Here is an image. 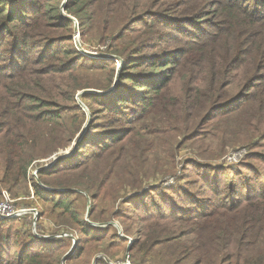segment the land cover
<instances>
[{
	"label": "trees",
	"instance_id": "1",
	"mask_svg": "<svg viewBox=\"0 0 264 264\" xmlns=\"http://www.w3.org/2000/svg\"><path fill=\"white\" fill-rule=\"evenodd\" d=\"M171 1L117 0L115 10L119 6L128 14L137 10L133 21L157 11L179 17L182 24L168 40L180 43L178 50L162 59L158 57L167 48L160 53L141 51L144 43L159 37L160 22L154 18L139 28L126 24L116 39L122 45L115 41L114 49L125 64L112 90L115 69L108 74L107 83L95 85L89 75L102 69L67 45L73 41V21L61 13L60 6L47 4L27 11L17 10L16 0H0V195L3 190L14 196L23 189L29 193L27 180L33 163L74 144L85 128L87 117L77 103L78 93L87 88L106 89L102 95H81L91 121L72 159L57 166L64 160L60 158L55 167L40 168L39 183L34 184L40 215L66 227V232L42 239L56 246L29 250L27 255L24 250L10 260L12 247L38 237H26L15 225L18 218L0 220V251L5 244L9 247L3 254L7 260L0 255V264H61L73 245L70 234L77 239L73 247L77 253L67 259L75 264H90L97 251L106 252L124 242L116 226L96 218L95 201L106 199L104 189L113 187L108 173L116 161L123 165L133 158L126 149L130 144L136 161L142 157L141 162L148 160L145 151L153 149L149 145L165 135L184 136L182 144L194 145L201 152L209 150L210 158L236 145H252L253 150L264 147L258 142L264 135V0H215L207 2L206 8V0H178L177 11L170 10ZM81 4L82 0L68 3L66 10L79 17ZM106 14L115 15L112 9ZM79 21L84 27L83 19ZM202 21L207 26L189 28L188 35L185 33L186 25L193 27ZM153 54L156 58L149 60ZM143 65L149 67L140 70ZM187 129L194 133L185 136ZM200 129L206 132H198ZM121 152L123 157H119ZM110 156L115 158L109 171L100 177V172L88 173L86 164ZM189 162L192 166L185 175L195 174V184L200 182L199 189L208 187L210 193L196 198L194 183L188 180L177 187L189 191L187 206L180 204L179 210L168 206L169 214L142 218L139 238L127 250L131 264H264L263 174L255 172V184L250 183V173L238 182L226 175L229 167ZM217 170L218 176H214ZM129 174L135 178L136 170ZM82 188L90 200L82 196L83 209L78 204L83 201L79 196ZM139 194L133 193L124 202L125 210L131 211V201ZM189 205L190 212H184ZM147 209L151 212L146 208V214ZM101 222L102 226L97 225ZM108 257H97L95 264H111L113 257Z\"/></svg>",
	"mask_w": 264,
	"mask_h": 264
},
{
	"label": "rangeland",
	"instance_id": "2",
	"mask_svg": "<svg viewBox=\"0 0 264 264\" xmlns=\"http://www.w3.org/2000/svg\"><path fill=\"white\" fill-rule=\"evenodd\" d=\"M76 1L77 0H16L14 6H16L17 10L23 8L27 11L37 9L47 4H50L51 6H60L61 13L73 21V41L67 42V45L76 48L80 55H82L85 60H87V63L92 65L95 64L102 69L100 70L101 72L90 73L89 75L90 79H93L92 82L95 85H100L102 82L107 83L108 74L113 70V68L116 72L113 85L116 82L117 74L119 73L120 75V71L122 66L125 64V60L122 57L114 54V49L117 35L126 26V24L130 27L139 28L145 21L153 20L154 18L160 22L158 23L160 29L159 37L155 38V40L152 42L144 43L143 47L141 48L142 53L145 51L144 49L151 51V53H160V49L164 50V48H167L168 52L158 57V59H162L163 57L169 56L170 54L174 55V53H176L178 50L180 43L176 41L170 42L168 40L176 35V33L173 35V32L181 28L182 22L179 17L173 18L172 15H160L159 12L156 13L157 11H154L156 14L154 16H142L139 17L137 21H133L135 20L133 16L137 14V10H135L134 13L129 14L127 11L120 8V6L117 10H115L117 8V0H106L105 2H99V0H82V2H84V4H81L82 13L79 15V17H77L66 10L68 3H75ZM209 1L214 2L215 0H206V5H204V8L207 7V2ZM178 2V0L169 2V8L171 11H177L175 7ZM111 9L115 14L114 16L106 14V12ZM138 16L140 15H137V17ZM117 17L118 19H116ZM80 18L83 19V25H85L84 27L79 21ZM201 20L205 19L202 18ZM206 22L207 21L196 23L193 27L186 25L185 33L188 35V32L190 31L187 30H189V28L190 30H193L194 27L199 28L207 26ZM116 42L122 45L123 41L117 40ZM161 42L170 43L168 45H161ZM155 56L156 55L153 54L149 60L156 58ZM148 67L149 65H143V67H140V70ZM176 88L180 89V85H176ZM87 90L91 91L85 92ZM93 90L105 93L106 89L87 88L80 91L76 97L79 107L82 108V110L86 113L87 119L83 125L84 127H86V125H88L91 121V112L87 104L81 98V95L84 93L91 95L104 94L96 93ZM94 107L98 106L94 105ZM198 132L205 133L206 130L200 129ZM192 133H194L193 129H187L184 134L185 136H190ZM154 138L155 137H152L153 140ZM183 138L184 136L181 135H165L161 140L158 138L155 139L153 146L149 145V148L153 149L145 151L144 158L148 159L147 162H141L142 157H138L139 159L136 161L134 157L136 152L134 148L132 149V144L129 145L131 148L126 147V149L131 152V156H133V158H131L130 162L124 161L123 165H119L121 162L116 161V165L112 169L113 171L108 173L113 187L104 189V191L108 193L106 194V199L101 198L95 201L96 218L99 221L106 220L105 222L112 223L114 226H116L120 231L118 234H121V236L125 238V241H119L120 244L112 246L109 251H97V255L95 254L96 257L94 258V255L92 257V260L94 259L93 264L96 263L97 257L100 256H103L104 258H109L108 256L113 257L112 261L110 262L111 264H127V260L130 261V253L128 254L127 250H129V248L132 247L135 244V241L139 238V234L137 232L138 227L141 226V222H143L142 218H147L149 215L153 216L155 213L169 214L171 212L170 208H165L168 206H172L173 208H176L177 206V210L187 206V201L190 199V194L188 193L189 191L185 192L182 189H178L177 187L179 185H186L185 182L189 180L188 182L194 183V189L196 190L194 192L196 198L200 194L203 196H208L210 189L208 187L205 189H199L200 182L195 184V181L197 180V176L195 174H188V177L185 175L188 166H192V163L189 161L209 163L218 168L229 167L230 169L227 170L226 175L229 176L231 180H237L238 182H241V179H245V177H247L250 173L252 176L250 183L255 184V180L258 178L257 173L255 172H258V175L262 173L263 176L260 177L264 180V147L253 150L252 145H236L232 148H228L223 155L221 154L218 157L210 158L208 156L209 150L206 152H201L194 145H190L188 143L182 144ZM258 142H263L261 144H264V135L259 138ZM73 145L74 144H71L67 148L61 149L49 157L39 159L33 163L29 169L27 180L29 193H27V190L25 191L23 189L18 196H14L7 190L2 191L0 195V202L5 199V195L9 196V198L13 200V204L17 209H21L22 211H26V213H28L22 217H19L18 223L15 225L20 227V229L26 233V237H28V235H31L32 238L34 236L38 237V240H35L29 244L12 247L10 249V260L17 258L19 254L24 252V250H27L24 252V254L27 255L30 252L29 250L36 251L46 246L47 248L54 247L57 245L56 243H48L42 239H54L55 237H60L61 232H66V227H59L54 222H52L48 216L44 215L43 217L40 215L41 206L36 200L34 194V184L39 183L38 170L40 168L55 167L57 161L60 158H64V160L58 163L57 166L68 164V161L72 159L71 157L73 156L71 150ZM127 150H125V152ZM118 151L119 150L117 149L116 152ZM256 154L258 155V158L255 157ZM139 155L141 156V154ZM123 156L124 155L121 152L119 157ZM58 157L60 158L55 160ZM113 158L115 157H105L95 163L90 162L86 164L87 167L85 165L84 166L87 168L89 174H93V170L97 173L100 172L97 175L100 177L104 171H109V167L113 161ZM84 166H82V168H84ZM244 166L248 167L243 169ZM82 168L81 170H84ZM132 170H136L135 178H130L129 172ZM239 172L245 173L244 176L240 175L241 173ZM137 174H139V179L137 178ZM214 176H218V170L214 172ZM47 188L51 189L49 187ZM144 190L150 191L143 193ZM104 191H102V197ZM80 193L81 195L79 196H85L88 198L87 202L90 201L89 196L86 195L87 193L85 194L83 188L80 189ZM133 193L140 194L131 201V208L133 211L132 209L131 211H127L125 210L127 203L124 202L128 201ZM196 198H191V201L196 200ZM200 200L202 201L203 199L201 198ZM84 202V198L83 201L78 202L81 208ZM180 204H184V206L180 207ZM191 206L192 205H189L184 212H190L189 208H191ZM146 208H150L151 212L149 209H147L149 213L146 214L144 211ZM35 210L37 212L36 214L34 213ZM102 223L104 222H101V224L97 225L102 226ZM62 236H68V234H63ZM70 236L73 237V245L71 249L70 246L67 249L66 254L61 260V264H75L76 262L73 260L71 261L69 258L67 259L68 256H72L73 254L77 253L73 252V247L76 245L77 239L75 238L74 234H70ZM69 243H71V241H69ZM5 245L3 246L4 250L0 251V255L2 256V259L7 260V256L3 254L4 252H8L9 247H5ZM135 252L136 250L133 251V254H135ZM187 262L190 263L191 259ZM154 264H159V262H154Z\"/></svg>",
	"mask_w": 264,
	"mask_h": 264
},
{
	"label": "built area",
	"instance_id": "3",
	"mask_svg": "<svg viewBox=\"0 0 264 264\" xmlns=\"http://www.w3.org/2000/svg\"><path fill=\"white\" fill-rule=\"evenodd\" d=\"M34 213H37L36 210ZM25 214L28 213H26V211H22L21 209H17L13 204V200H11L9 196L5 195V199L0 202V220L16 219L24 216ZM127 261V264H130V261Z\"/></svg>",
	"mask_w": 264,
	"mask_h": 264
},
{
	"label": "water",
	"instance_id": "4",
	"mask_svg": "<svg viewBox=\"0 0 264 264\" xmlns=\"http://www.w3.org/2000/svg\"><path fill=\"white\" fill-rule=\"evenodd\" d=\"M118 76H119V73L117 74V77H116V82H115V84L112 86V90L115 88V86H116V84H117V81H118ZM89 91H91V90H87V91H85V92H89ZM94 92H96V93H104V92H99V91H96V90H93ZM92 91V92H93ZM87 126L88 125H86V127H85V129L82 131V133L80 134V136H79V139L74 143V145L71 147L72 149V152L74 151V149H75V147L77 146V144H78V142L81 140V137L85 134V131H86V128H87ZM60 157H58V158H56L55 160H58ZM55 162V161H54ZM128 254H129V252H128Z\"/></svg>",
	"mask_w": 264,
	"mask_h": 264
}]
</instances>
